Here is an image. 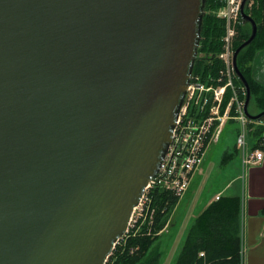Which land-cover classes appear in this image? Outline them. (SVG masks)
Masks as SVG:
<instances>
[{
    "label": "water",
    "instance_id": "obj_1",
    "mask_svg": "<svg viewBox=\"0 0 264 264\" xmlns=\"http://www.w3.org/2000/svg\"><path fill=\"white\" fill-rule=\"evenodd\" d=\"M206 0H0V264H105L156 175ZM256 37L258 24L246 12Z\"/></svg>",
    "mask_w": 264,
    "mask_h": 264
},
{
    "label": "trees",
    "instance_id": "obj_2",
    "mask_svg": "<svg viewBox=\"0 0 264 264\" xmlns=\"http://www.w3.org/2000/svg\"><path fill=\"white\" fill-rule=\"evenodd\" d=\"M222 5L221 0H206L203 9L201 41L193 72L200 74L202 80L207 82L218 77L224 68L220 54L224 46L226 20L216 14V10ZM245 10L256 20L258 32L255 39L240 51L238 65L251 88L249 105L254 101L258 107L256 113L249 110L252 114H258L264 110V82L255 77L253 62L264 49V0H248ZM251 33L252 24L242 18L234 40L235 50L250 37ZM236 83L244 85L239 77ZM228 99L229 95L226 100ZM261 120H264V117ZM251 128L250 134L254 139L252 148H264V145L260 144L264 127L251 124ZM238 151L237 145L234 151H227L224 162L233 159ZM179 200L180 197L171 191L155 189L152 208L142 225V230L124 236L109 256L107 264H161L163 251L159 241L160 233L169 225ZM240 214L239 196L221 195L219 199L213 201L191 223L174 264H242Z\"/></svg>",
    "mask_w": 264,
    "mask_h": 264
},
{
    "label": "built area",
    "instance_id": "obj_3",
    "mask_svg": "<svg viewBox=\"0 0 264 264\" xmlns=\"http://www.w3.org/2000/svg\"><path fill=\"white\" fill-rule=\"evenodd\" d=\"M221 1L223 5L216 10V14L226 20L224 46L220 54L224 68L210 82L203 81L200 74L192 72L172 129V140L158 172L146 185L139 203L134 207L124 236L140 231L136 226L142 228L146 222L155 189L171 191L180 198L188 191L209 149L220 141L225 125L230 120L240 123L236 145L242 151L243 171L264 160V148L253 149L249 141L251 124L264 126V120L248 116L245 111L247 89L245 85L236 83L239 76L234 65V40L242 19L243 0ZM228 95L229 99L226 100ZM260 144L264 145V132ZM219 198L220 195L217 196Z\"/></svg>",
    "mask_w": 264,
    "mask_h": 264
},
{
    "label": "rangeland",
    "instance_id": "obj_4",
    "mask_svg": "<svg viewBox=\"0 0 264 264\" xmlns=\"http://www.w3.org/2000/svg\"><path fill=\"white\" fill-rule=\"evenodd\" d=\"M253 67L255 77L264 82V79H261L259 76L262 68H264V49L256 56ZM249 109L252 112L258 110L254 101L249 105ZM239 128L240 123L235 120L225 125L220 141L209 149L200 171L193 179L191 193L189 195L185 193L186 195L184 194L180 198L179 203L173 210L171 215L173 216L172 220L160 233L161 238L159 241L161 242V249L163 251L161 264H174L176 262L186 239L187 231L195 219V217L191 218L193 207H198L196 213L199 212L203 204L234 177L239 179L234 185L242 188V151L239 150L233 159L224 162L225 153L227 151H234V147H236L237 131ZM136 228L140 231L142 230L139 226H136Z\"/></svg>",
    "mask_w": 264,
    "mask_h": 264
},
{
    "label": "crops",
    "instance_id": "obj_5",
    "mask_svg": "<svg viewBox=\"0 0 264 264\" xmlns=\"http://www.w3.org/2000/svg\"><path fill=\"white\" fill-rule=\"evenodd\" d=\"M259 76L264 79V68H262ZM249 141L252 146L254 139L251 134ZM242 178V188L234 185L239 180L234 177L228 184L216 191L203 204L199 212L196 213L198 207H193L191 218H196L208 205L217 200L218 195L239 196L241 198L242 264H264V160L260 164L250 167L245 172L243 171ZM191 186L186 192L187 195L191 193Z\"/></svg>",
    "mask_w": 264,
    "mask_h": 264
}]
</instances>
